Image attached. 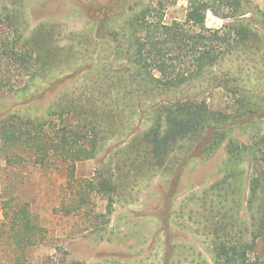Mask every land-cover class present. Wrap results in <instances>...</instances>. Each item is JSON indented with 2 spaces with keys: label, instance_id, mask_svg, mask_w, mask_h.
I'll use <instances>...</instances> for the list:
<instances>
[{
  "label": "trees",
  "instance_id": "obj_1",
  "mask_svg": "<svg viewBox=\"0 0 264 264\" xmlns=\"http://www.w3.org/2000/svg\"><path fill=\"white\" fill-rule=\"evenodd\" d=\"M2 1L18 7L6 6L1 13L16 34L11 57L29 75L27 84L10 88L9 94L26 99L39 80H49L50 89L63 88L43 117L11 112L0 120L7 167L63 168L69 183L77 182L79 162L94 160L110 142H119L75 200L78 212L90 195H97L108 201L111 215L114 200L135 191L139 181L151 180L169 164L179 165L176 153L185 144L208 139L200 155L208 160L226 142L222 178L193 199L202 210L198 233L211 244L212 264H264V136L247 146L232 138L236 128L255 129L264 120V96L258 93L264 90V14L258 7L250 0H190L184 22L168 25L165 11L178 0H161V6H141L121 19L109 16L104 31L115 21L124 23L111 32L113 51L97 54L99 62L93 64L96 59L79 56L76 47L60 46L62 36L55 27H40L26 37L20 0ZM209 13L224 26L208 28ZM71 39L90 44L79 36ZM203 81L205 88L185 90ZM217 89L236 99L231 113L213 110L203 98ZM1 90L0 98L5 95ZM136 115L147 129L133 130ZM22 155L31 162H19ZM176 191L171 182L169 193ZM2 211L1 236L14 255L8 264H32L28 254L43 245L45 230L30 203L9 197L2 201Z\"/></svg>",
  "mask_w": 264,
  "mask_h": 264
},
{
  "label": "rangeland",
  "instance_id": "obj_2",
  "mask_svg": "<svg viewBox=\"0 0 264 264\" xmlns=\"http://www.w3.org/2000/svg\"><path fill=\"white\" fill-rule=\"evenodd\" d=\"M160 1L20 0V18L25 21L26 37L40 27H55V32H60L62 36L60 46L67 50L76 47L79 56L90 55L96 59L93 62L96 64L99 62L97 54L113 51L116 45L111 41V32L117 31L124 23L123 20L115 21L113 25L107 26L109 31H104L106 18L113 16L116 20L121 19L130 11L140 10L141 6H161ZM189 1L178 0L176 5L168 7L164 22L168 25L184 22ZM250 2L264 14V0ZM6 6L11 10L18 8L13 2L0 0V87L2 94H5L0 98V120L11 112L40 118L63 88L50 89L49 80H39L35 82V87L30 86L26 99L9 94L10 88L27 84L29 75L22 69L20 62L11 57L16 34L1 13ZM224 24V21L208 14V28L219 29ZM71 36L87 39L90 44L79 45L73 42ZM77 62L79 65L85 63ZM233 64L237 66L238 62ZM76 80H70L67 86L73 85ZM37 86L48 89L40 92ZM206 86L204 81L192 83L185 90ZM258 93L264 96V90ZM203 98L215 111L231 113L236 104V99L222 89L212 91ZM132 119L133 130L148 128L147 125H139L142 120L140 116L136 115ZM256 126L255 129L236 128L232 138L240 145L247 146L258 136H264V120ZM207 143L208 139L201 145L185 144L183 150L176 153L181 164H169L151 180L139 181L135 191L121 193L112 204L113 213L108 215V201L97 195H90L87 205L78 212L74 211L75 200L77 193L86 191L85 182L96 176L108 160L109 153L120 145L119 142H110L94 160L79 162L75 173L77 182L69 183L63 168H38L29 163L7 167L9 155L0 139V264H8L14 256L7 239L1 236L4 221L2 201L16 196L30 203L33 217L45 230L43 245L28 254L32 264H49L46 261L49 259L52 260L51 264H212L211 244L198 233L202 230L197 223L202 213L200 203L193 199L200 198L222 178L221 168L228 157L226 142L208 160L200 157L201 152L203 154L202 147ZM21 158L19 162H31L27 155ZM117 161L113 162L114 169ZM243 168L247 170V165H243ZM171 182L177 189L173 196L169 193Z\"/></svg>",
  "mask_w": 264,
  "mask_h": 264
}]
</instances>
